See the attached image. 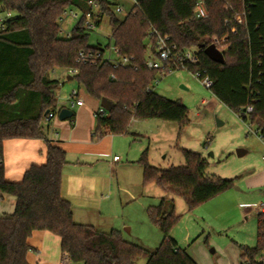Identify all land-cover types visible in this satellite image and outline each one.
Masks as SVG:
<instances>
[{
	"label": "trees",
	"instance_id": "trees-1",
	"mask_svg": "<svg viewBox=\"0 0 264 264\" xmlns=\"http://www.w3.org/2000/svg\"><path fill=\"white\" fill-rule=\"evenodd\" d=\"M88 1L0 0V12L9 13L0 26V194L15 197L13 212L0 216V264H29L28 239L35 231L59 236L60 248L72 263L197 264L170 235L181 217L175 213L173 196H182L191 211L229 189L232 180L210 174L199 152L183 149L184 165L160 169L148 162L144 150L137 160L143 166L144 183L154 180L164 191L156 204L147 207L150 221L163 234L159 246L149 250L123 239L117 231L75 222L70 201L61 195L66 152L43 132L48 112L56 107L54 93L60 84L51 75L57 69L66 73L74 69L75 74L68 75L89 96L113 103L109 112H94L92 137L127 133L134 119L157 118L182 128L189 122L188 108L152 89L157 76L168 71L145 66L148 44H155L157 31L169 35L180 52L197 49L199 61L186 70L207 75L212 94L243 122L261 121L264 137V0H138L122 19L114 14L110 0H93L97 9ZM199 1L207 10L205 18L194 15ZM68 7L77 8L81 18L62 37L60 22ZM88 12L94 26L109 16L110 39L119 55L132 57L128 65L114 68L104 49L89 43ZM213 38L225 39L228 46L222 64L203 51ZM81 52L91 53L93 59H80ZM248 106L252 110L246 113ZM74 116L73 112L70 120ZM7 139L43 140L45 162L29 167L20 181L6 180L3 141ZM263 254L264 213L259 212L257 243L240 246L241 264H264Z\"/></svg>",
	"mask_w": 264,
	"mask_h": 264
},
{
	"label": "rangeland",
	"instance_id": "rangeland-1",
	"mask_svg": "<svg viewBox=\"0 0 264 264\" xmlns=\"http://www.w3.org/2000/svg\"><path fill=\"white\" fill-rule=\"evenodd\" d=\"M110 1L114 14L122 19L138 0ZM119 7L121 11H118ZM65 10L67 13L73 11L75 16H63L60 22L62 37H67L81 18L77 8L68 7ZM6 18L7 13L0 12V26ZM110 36L109 16L104 15L100 25L89 32V43L100 45L105 56L115 59ZM51 76L60 81L54 93L56 106L68 108L71 93L77 90L84 106L71 108L76 114L75 124L82 130L92 128L93 133L97 121L94 112L101 107L99 100L89 96L76 80H67L64 70L57 69ZM152 89L170 100L181 101L188 108L189 122L181 128L177 122L157 118L134 119L129 128L130 133L136 134L135 137L131 134L117 135L114 143L110 139L99 141L92 137L95 146L83 149L82 156L99 159L87 168L100 181L90 200L100 208L96 210L95 217L98 210L101 212L95 222L104 226V230L112 227L120 231L129 242L149 250L157 248L163 234L150 221L147 207L157 203L164 191L154 180L144 183L143 166L137 160L147 150L148 162L166 169L184 165L183 149L199 152L208 163V172L232 180V185L191 211H188L182 196L174 195L175 213L181 217L170 235L177 247L187 249L186 252L197 264H241L240 246L254 247L257 243L259 203L264 197V144L249 130L256 131L262 122L246 125L186 69L157 76ZM69 121L59 120L58 115L49 121L46 119L43 122L45 136L67 139ZM58 123L67 125L57 126ZM90 135L91 132H88L89 138ZM238 150L246 153L238 155ZM101 153L104 157L98 155ZM109 153L111 157L113 154L122 157L123 165L110 168ZM138 264H145V260H140Z\"/></svg>",
	"mask_w": 264,
	"mask_h": 264
},
{
	"label": "crops",
	"instance_id": "crops-1",
	"mask_svg": "<svg viewBox=\"0 0 264 264\" xmlns=\"http://www.w3.org/2000/svg\"><path fill=\"white\" fill-rule=\"evenodd\" d=\"M66 79L72 80L73 78L67 74ZM83 106L76 108L79 109ZM75 116L74 120H70L71 122L69 121L70 128L68 130L67 139L62 137L61 139L49 138L55 142H58L59 145L65 150L66 159L68 161L62 171L61 195L65 199L70 201L72 205V216L75 222L92 225L96 229L104 232L117 231L120 233V231L115 230L112 227L108 230H106L105 228L104 230V226L102 227L101 224L95 222V218L98 217V214L100 216L101 212L100 210H98V213L95 217L96 210L100 208H98L99 206L91 203L90 200L93 199V197L91 198V196L93 194V191L95 192V188L100 183V181L98 180V177L95 174L91 173L87 168H89L92 164H94V162L98 161L99 159H90L88 157L82 156L84 155L83 149L87 148V146L93 147L95 145L92 138V128H88V131L82 130L78 124H75ZM64 124L65 125H63V123H58L57 126L63 125L64 127H66L67 124ZM88 132H91L90 138L88 137ZM127 134H131L134 137L136 135L135 133H130L129 127L127 133L117 135L126 136ZM117 135L106 133L104 134V136H102V138L99 139V141L102 139H110L111 143H114L115 136ZM45 150V143L41 139L4 140L3 154L5 179L9 181H20L23 177L24 172L29 167L33 165H41L45 162ZM244 153L246 152L244 151ZM91 154L95 155L94 153ZM110 154L111 153L107 155V157H109L108 163L110 168L115 169L123 165L122 157L119 156V161H113L112 157L116 154H113L112 157ZM98 155L104 157L102 153ZM126 160L128 161V159ZM84 168L86 169V171L84 170ZM14 207V196L9 194H0V216L12 213ZM121 236L123 239H125L122 234ZM28 242L31 246V249L28 251L26 256L29 264H76L72 263L68 257L66 260L64 259L65 252H62L60 248L59 236L49 231L33 232L28 239Z\"/></svg>",
	"mask_w": 264,
	"mask_h": 264
},
{
	"label": "built area",
	"instance_id": "built-area-1",
	"mask_svg": "<svg viewBox=\"0 0 264 264\" xmlns=\"http://www.w3.org/2000/svg\"><path fill=\"white\" fill-rule=\"evenodd\" d=\"M88 3L92 5L94 9L98 8V4L96 1L89 0ZM118 11H121L120 7L118 8ZM7 15L9 16V13H7ZM65 15L75 16L73 11L67 13V11L64 10V12L62 13V18ZM194 15L196 18H205L207 16V10L201 1L196 3L194 9ZM86 17L87 19L85 25L87 28L92 29L94 27V23L93 20L91 19V13L88 12L86 14ZM154 35H155V44L151 42L148 44V51L145 59V66L148 70H156L162 73H165L166 71L171 72L177 69H187L188 64L197 63L199 61L198 55L196 53L197 49L189 48L184 50L183 52H180L176 44L171 42L169 35L167 34L161 35L157 31H154ZM224 42L225 39L219 40L213 38V44L222 53L226 52L228 49V46L225 45ZM112 53L116 56L115 59H112L110 56H105V57L113 63L114 68L118 66H126L130 63L132 59V57L119 55L118 49L114 46ZM92 57L93 56L91 53L89 54H85L84 52L80 53V59L90 60L93 59ZM75 72L76 70L74 69L67 70V74L69 75H73L75 74ZM194 75L204 87L209 88L212 85V81L207 75L201 76L200 73H196ZM69 104L70 106L68 108L70 109L73 107H81L84 105L83 98L79 95L77 90L72 91ZM61 108H63V106H56L54 110L49 111L47 114V119L50 120L54 118L56 115H58ZM251 110L252 107L248 106L246 107L245 112L248 113L251 112ZM98 112L104 113L105 110L103 108H100ZM246 125L250 126L251 124L246 123ZM249 130L255 133L264 144V137L260 134V127L256 131H252L251 128ZM112 159L113 161H119L120 157L118 155H114ZM259 211L264 213V197L259 203ZM67 257L68 255L67 253H65L64 259L66 260ZM261 261L264 263V257L261 258Z\"/></svg>",
	"mask_w": 264,
	"mask_h": 264
},
{
	"label": "water",
	"instance_id": "water-1",
	"mask_svg": "<svg viewBox=\"0 0 264 264\" xmlns=\"http://www.w3.org/2000/svg\"><path fill=\"white\" fill-rule=\"evenodd\" d=\"M204 53L206 56L211 59L214 62L217 63H223L224 62V55L221 51L218 50V48L214 44H210L209 46L204 48ZM100 106L103 108L106 112H109L113 108V103H111L106 98H102L100 100ZM73 115V111L70 108L63 107L60 109L58 113L59 120H65L71 118ZM244 153L243 150H238L237 154L242 155Z\"/></svg>",
	"mask_w": 264,
	"mask_h": 264
}]
</instances>
